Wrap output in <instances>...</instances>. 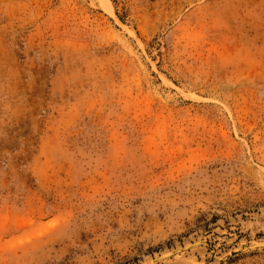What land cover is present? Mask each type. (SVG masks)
<instances>
[{
    "label": "rangeland",
    "instance_id": "374dc122",
    "mask_svg": "<svg viewBox=\"0 0 264 264\" xmlns=\"http://www.w3.org/2000/svg\"><path fill=\"white\" fill-rule=\"evenodd\" d=\"M260 243L264 0H0V264Z\"/></svg>",
    "mask_w": 264,
    "mask_h": 264
},
{
    "label": "water",
    "instance_id": "95a60500",
    "mask_svg": "<svg viewBox=\"0 0 264 264\" xmlns=\"http://www.w3.org/2000/svg\"><path fill=\"white\" fill-rule=\"evenodd\" d=\"M183 247H185V246H183ZM182 247V248H183ZM181 248V249H182ZM257 248H264V244H259V245H257V246H251V245H248V246H242L241 247V250H243V251H245V250H251V249H257ZM183 250V249H182ZM156 258H158V257H153V258H151V259H149V261L151 262V261H156L155 259ZM158 260V259H157Z\"/></svg>",
    "mask_w": 264,
    "mask_h": 264
},
{
    "label": "bare ground",
    "instance_id": "6f19581e",
    "mask_svg": "<svg viewBox=\"0 0 264 264\" xmlns=\"http://www.w3.org/2000/svg\"><path fill=\"white\" fill-rule=\"evenodd\" d=\"M195 244H197V243H195ZM260 244H264V243H260ZM257 245H259V244H255V245H251V246H257ZM186 247H183V249H185ZM157 259H159V258H156L155 260H157Z\"/></svg>",
    "mask_w": 264,
    "mask_h": 264
}]
</instances>
